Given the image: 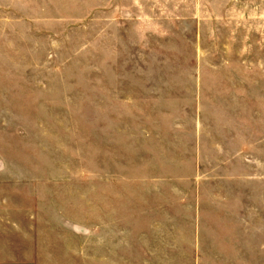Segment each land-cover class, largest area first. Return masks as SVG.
<instances>
[{
  "label": "rangeland",
  "instance_id": "obj_1",
  "mask_svg": "<svg viewBox=\"0 0 264 264\" xmlns=\"http://www.w3.org/2000/svg\"><path fill=\"white\" fill-rule=\"evenodd\" d=\"M203 1L206 62L177 68L193 77L201 69L206 102L218 95L219 119L238 125L248 153L189 163L204 173L191 222L159 224L128 211L126 264H264V0ZM104 3L0 0V204L10 206V264H104L105 192L120 180L129 188L135 176L121 171H134L133 161L109 155V136L120 117L123 129L135 120L137 96L147 94L146 81L124 80L119 97L110 79ZM189 22L198 38V22ZM127 23L132 42L150 41L149 18Z\"/></svg>",
  "mask_w": 264,
  "mask_h": 264
},
{
  "label": "crops",
  "instance_id": "obj_2",
  "mask_svg": "<svg viewBox=\"0 0 264 264\" xmlns=\"http://www.w3.org/2000/svg\"><path fill=\"white\" fill-rule=\"evenodd\" d=\"M104 1L103 14L109 17L105 33L110 40L113 38L115 51L110 79L118 82L119 97L124 80L135 87H142L140 82L146 81L143 87L147 91L137 96L142 105L136 111L135 120L123 129L120 117L114 136H109V155L118 156L120 161H133L134 171L131 168L121 171L127 178L132 173L135 176L130 178L129 188L120 180L113 184L112 192H105L104 226L108 228L104 241L108 240V245L104 246V264H126L128 211L136 219H151L150 222L156 219L154 223L159 224H174L177 218L191 222L190 218L197 215L194 211L200 210L204 199L199 188L204 173L198 165L192 171L189 163L202 159L232 160L234 155L248 153L244 146L249 148V139L241 140L238 125L234 126L231 120L219 119L216 92L211 103L206 102L201 84L205 76L201 69L193 77L177 68L185 63L200 66L206 62V49L201 44L205 1L198 0L197 4H192L196 0ZM141 1L145 2L146 11L136 9L141 7ZM137 16L149 18L150 41L145 37L147 34L145 39L140 35L133 42L130 40L127 21ZM111 17L115 18L113 27ZM191 18L198 22L199 35L195 39L190 35ZM181 33L182 38L177 36ZM138 58L145 61L140 63ZM144 62L151 67H142L140 64ZM109 64L111 68V62ZM157 76H161L160 84H150ZM191 81H194L192 86ZM207 114L210 120L205 119ZM231 116V112L226 111V117L231 119ZM192 123L194 128L190 126ZM211 150L214 157L209 156ZM4 203L5 206L0 204V264H10V206ZM224 205L221 201L217 207Z\"/></svg>",
  "mask_w": 264,
  "mask_h": 264
}]
</instances>
